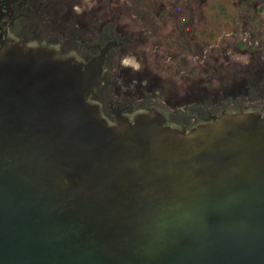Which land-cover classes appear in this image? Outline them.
<instances>
[{
  "label": "water",
  "instance_id": "95a60500",
  "mask_svg": "<svg viewBox=\"0 0 264 264\" xmlns=\"http://www.w3.org/2000/svg\"><path fill=\"white\" fill-rule=\"evenodd\" d=\"M87 61L0 33V264H264V114L113 123Z\"/></svg>",
  "mask_w": 264,
  "mask_h": 264
},
{
  "label": "rangeland",
  "instance_id": "374dc122",
  "mask_svg": "<svg viewBox=\"0 0 264 264\" xmlns=\"http://www.w3.org/2000/svg\"><path fill=\"white\" fill-rule=\"evenodd\" d=\"M56 1L46 19L33 21L28 45L49 43L79 57L86 52L71 31L88 29L98 37L107 26L124 38L104 64L111 78L97 92L103 101L92 98L108 120L114 116L108 100L138 92L130 116L150 99L174 126L196 122L203 102L213 110L220 103L231 108L259 101L244 99L246 84L233 76L234 69H248L264 54V28L243 30L251 24L238 17L239 0Z\"/></svg>",
  "mask_w": 264,
  "mask_h": 264
},
{
  "label": "flooded vegetation",
  "instance_id": "af4514ba",
  "mask_svg": "<svg viewBox=\"0 0 264 264\" xmlns=\"http://www.w3.org/2000/svg\"><path fill=\"white\" fill-rule=\"evenodd\" d=\"M57 2L58 1L56 0H0V33L5 32L8 37L21 43L25 42V44L28 45L27 41H29V39H32L31 34L36 31L34 30V26L32 24L35 18L38 17L40 19H46V17L48 16L47 9L51 4H57ZM237 2V11L239 13L236 10L235 11L238 13V17L246 20L247 24H251V26L243 30H257L256 27L258 25L263 29L264 27L262 26H264V0H239ZM102 30L103 31L98 34V37H95L94 31L83 28H81V30H74L70 32L72 38L80 43L83 50L86 52V54L79 57L74 54L70 55L75 56L81 61H87L91 59L99 53L100 48L104 47L107 42L115 41V43L111 44L105 52L102 72L103 82L90 96V100L94 98L95 100L101 102L103 101V99L101 96H98L97 92H99L98 90H100V88L106 82L110 81L109 79L111 78L108 73L105 75L106 68L104 64L108 57V53L114 47L120 45L124 41V38L119 36V34H116V32H114L110 27L105 26ZM41 44L54 47L49 43H40L37 45ZM55 49L57 50L59 56L65 57V55L59 52L57 48ZM257 57L258 58L254 59V63L248 69H234L233 71V76L238 78L241 83L246 84L244 86L245 92L242 97H244V99L252 98L255 101L259 100L255 105L250 106L245 105L242 102H238L230 108L227 105L220 103L217 107H215V109L212 110L205 102H203L199 106L200 108L195 111V113L197 114L196 122L179 123L177 127L190 128L200 122L205 121L208 116L212 114H218L222 111L258 110L264 114V54L260 53L257 55ZM138 95H140V92H138L135 97L132 96L130 99L118 98L116 100H108L107 107L114 115L112 120H108L107 117H105L101 108L100 111L109 123L114 122L115 112H117L118 114L127 115L128 117H132L134 114L130 116L129 112L133 108V99H136V96ZM113 103H115V106L113 105ZM151 107L157 108L156 106H154V103L144 100L142 102L140 111H146ZM157 109L160 110L159 108ZM166 123L171 125L168 122L167 116Z\"/></svg>",
  "mask_w": 264,
  "mask_h": 264
},
{
  "label": "trees",
  "instance_id": "16d2710c",
  "mask_svg": "<svg viewBox=\"0 0 264 264\" xmlns=\"http://www.w3.org/2000/svg\"><path fill=\"white\" fill-rule=\"evenodd\" d=\"M147 101H150V99H146ZM151 102V101H150Z\"/></svg>",
  "mask_w": 264,
  "mask_h": 264
},
{
  "label": "clouds",
  "instance_id": "9594fccd",
  "mask_svg": "<svg viewBox=\"0 0 264 264\" xmlns=\"http://www.w3.org/2000/svg\"><path fill=\"white\" fill-rule=\"evenodd\" d=\"M124 63L126 64V63H127V61H124Z\"/></svg>",
  "mask_w": 264,
  "mask_h": 264
}]
</instances>
